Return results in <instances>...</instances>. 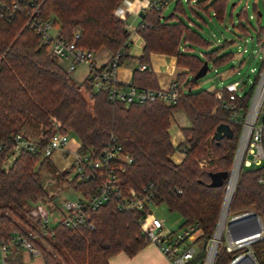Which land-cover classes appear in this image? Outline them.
I'll list each match as a JSON object with an SVG mask.
<instances>
[{
	"label": "trees",
	"instance_id": "trees-1",
	"mask_svg": "<svg viewBox=\"0 0 264 264\" xmlns=\"http://www.w3.org/2000/svg\"><path fill=\"white\" fill-rule=\"evenodd\" d=\"M40 15L51 18L58 25L57 37L96 54L105 50L110 60L118 58V68L129 60L130 33L126 25L114 16L122 0H40ZM190 9L204 11L223 20L228 0H187ZM181 0L167 18L163 11L149 8L135 29L143 41V51L132 73L131 85L156 91L159 89L150 69V55L159 54L176 58V67L185 70L175 78L177 102L168 105L154 99L144 105L110 103L106 91H95L93 78L82 83L70 78L57 60L47 54L39 37L25 27L26 14L20 10L13 19H0V143L10 137L25 135L26 130L38 132V144L44 146L55 133L73 134L80 144V154L99 157L111 138L122 148L131 162L119 172V190L125 194L130 189H146L153 196L154 205H165L169 212L177 213L182 226L197 224L194 242L207 243L216 229L226 192L227 180L210 187L220 173L229 174L236 155L241 129L230 123V111L223 101L215 97L216 91L198 88L200 80L193 78L202 65L219 68L234 58L230 51L233 42H224L216 50L201 57L192 54L190 45L208 48L200 34L183 22ZM264 4V0H263ZM212 16H210V14ZM260 16V14H258ZM229 19L240 36L252 29L260 41L264 28L259 22L250 24L246 13L237 15V24ZM239 36V37H240ZM139 67H143L142 70ZM105 68V65L101 67ZM253 86L236 102L227 95L224 100L235 110H246ZM183 112L190 128L182 130L184 142L173 147L170 142V119L175 112ZM227 124L232 138L219 143L212 141L215 129ZM182 153L184 160L176 165L171 156ZM7 155L0 151V237L6 239L12 232L25 237L39 252L43 264H109L119 254L134 257L149 241L139 228L143 214L117 210L115 197L94 212L89 219L90 230L79 227L67 230L60 223L49 236H41L30 225L26 208L47 200L43 190L41 171L47 165L56 182L65 181L47 160L22 153L8 171L2 169ZM264 166L241 168L229 213L252 212L264 224ZM219 183V181H218ZM72 188L83 194L95 193V183L73 184ZM32 220V219H31ZM36 222V221H35ZM34 222V224H35ZM22 226V227H21ZM25 229L36 236L30 239ZM259 264H264V241L253 245ZM226 254L216 256L214 264H228Z\"/></svg>",
	"mask_w": 264,
	"mask_h": 264
},
{
	"label": "built area",
	"instance_id": "built-area-1",
	"mask_svg": "<svg viewBox=\"0 0 264 264\" xmlns=\"http://www.w3.org/2000/svg\"><path fill=\"white\" fill-rule=\"evenodd\" d=\"M171 1L173 0H144L142 3H138L139 10L133 12L131 11L133 3L127 0L115 9L114 16L125 23L129 33L130 31L135 32L141 21L139 17L141 12L149 8L163 11ZM40 8V0H0V19L9 21L18 15L20 10H23L26 14L25 27L31 29L39 37L41 46L45 48L47 54L57 61L68 60V72L74 71L78 65L85 66L88 69V76L93 78L94 90L106 91L110 103L144 105L158 99L168 105L176 104L177 85L175 79L166 90L152 91L131 84L125 87L119 82L116 75L118 58L109 60L105 64V68L101 69L102 66H96L93 60L95 54L75 46V41L79 39V35L75 34L71 42L59 39L57 37L58 25L51 18H43L40 15ZM243 12L246 13V10ZM256 47L261 53V66L255 77L253 92L247 109L235 110L234 106L228 105L224 100V95L228 96L230 103L236 102L242 97L241 82L229 83L221 90L216 91L215 94L218 101H223V107L230 111L228 121L238 125L241 129L238 143L240 151H243L241 168L254 169L264 166V33L261 35L260 41H256ZM246 52L244 49L242 55ZM139 69L142 70L143 67ZM8 142L11 143V147L5 143H0V151L7 152L2 164L4 171H8L22 153H27L39 157L41 161L47 160L57 173L66 175L64 182H66L69 190L79 196L76 200L65 199V196H62L64 199L62 208L67 215L63 216L57 224L60 223L67 230H75L79 227L93 230L94 225L89 219V213L96 211L104 206L109 199L115 197L118 211L143 214V218L139 221L142 234L147 238L149 244L155 246L170 264H191L197 256L194 244H200V249L205 250L204 264H214L216 256L221 254H226L231 258L228 264H259L252 247L264 241L262 220L256 216L255 225L251 221H243L234 230L236 236L248 234L254 228L257 232L237 239H233L227 228L230 221L242 219L254 213L245 212L232 215L228 212L225 224L222 226L225 209L223 211L221 208L218 228L212 238L205 244L203 242L195 243L194 237L198 225L185 226L180 228L177 233L170 232L165 227L164 222L157 219L150 211L149 207L154 205L153 196L150 191H147V188L139 192L130 189L123 194L119 190L118 174L123 171V165L129 164L131 159L123 153L122 148L114 138L110 139L99 157L95 159L93 154L79 153V142L70 148L68 134L55 133L42 147L37 141L32 142L22 134L10 137ZM57 152L61 153L59 154L60 165L51 163ZM53 179L49 180L45 186L43 185L48 201H51L55 196L52 187H50V184L55 181ZM86 182L96 184L95 193L83 194L72 188L73 184ZM55 183L57 182L55 181ZM260 183L264 184V178L260 180ZM231 186L232 181L227 183L226 191L228 193ZM29 214L31 219L36 221L35 224L38 226L37 230L41 236H49L53 227H50L49 216L43 206L30 207ZM36 236L33 233L29 234L31 240L35 239ZM223 237H225L227 245H224ZM17 250H22L30 256H39V252L31 241L22 237L18 232H12L6 239L0 237V255L4 257Z\"/></svg>",
	"mask_w": 264,
	"mask_h": 264
},
{
	"label": "rangeland",
	"instance_id": "rangeland-1",
	"mask_svg": "<svg viewBox=\"0 0 264 264\" xmlns=\"http://www.w3.org/2000/svg\"><path fill=\"white\" fill-rule=\"evenodd\" d=\"M127 0H122L119 5ZM178 0H173L169 3L166 9L163 10V17L167 18L172 14L177 6ZM187 0H181V10L182 14L179 15L180 19L187 25L195 29L201 36V38L209 44L208 48H201L199 46L190 45L192 54L197 56H202L216 50L224 42H233L234 45L231 47L230 51L234 54L233 60L228 64L213 68L212 64L208 65V72L200 79L198 83V88L205 91H219L227 84L232 82H241L242 95L248 93L252 88L255 77L260 69L261 53L259 48L256 47V35L255 32L250 29L247 36H240L238 30L233 28L231 21L229 19L230 11H233L232 22L234 25L237 24V15L243 13L246 10V15L250 20L252 26H257L256 23L259 22L260 27L264 28V4L263 0H228L227 13L223 20H217L212 16V19L208 18V15L204 11L192 10L188 6ZM118 5V6H119ZM117 6V7H118ZM116 7V8H117ZM115 11V10H114ZM114 14V13H113ZM260 14V16H258ZM251 18V19H250ZM240 36V37H239ZM252 37V39H251ZM246 49V53L242 55L243 50ZM109 57V54L105 50H99L93 60H96L99 65L104 62ZM242 61V62H241ZM66 71L68 69V63L61 60L57 61ZM241 62V63H240ZM254 69V71H252ZM87 76V68L83 65H78L76 70L70 74V78L77 82L82 83ZM240 94V95H241ZM25 135L30 141L35 142L38 140V132L36 130H26ZM69 144L74 147L78 142L73 134H68ZM42 185H46L49 180H52V175L50 174L47 165L42 167L41 171ZM54 180V179H53ZM52 191L55 193L54 198L50 201L42 200L37 204H31V207L43 206L44 210L49 216L50 227H54L57 222L67 213L62 208L63 200L65 199L76 200L79 196L77 193L69 190L66 182L53 183L50 184ZM150 211L153 212L154 216L164 222L165 227L170 232H179L182 226V219L177 213H171L168 211L165 205H151ZM30 212V207L26 208ZM28 221L30 225L32 224L37 229V225L34 224V220H31V216L28 213ZM22 227V226H21ZM25 231L30 234V230L25 229ZM224 245H227L225 237H223ZM203 244H205L203 242ZM197 256L191 262V264H204L206 259V252L200 249V244H194ZM262 251H264L262 249ZM26 256L28 260L37 259L42 263L40 256H30L28 253L22 254Z\"/></svg>",
	"mask_w": 264,
	"mask_h": 264
},
{
	"label": "crops",
	"instance_id": "crops-1",
	"mask_svg": "<svg viewBox=\"0 0 264 264\" xmlns=\"http://www.w3.org/2000/svg\"><path fill=\"white\" fill-rule=\"evenodd\" d=\"M128 1L133 3L131 7V11L135 12L139 10L138 3H142L144 0H128ZM142 51H143L142 39L137 34H135L134 31L132 32L130 31L129 52H128V56L130 59L126 60L117 69L116 72L119 82L125 87L131 84L132 73L136 68H138V64L136 63L135 59L141 56ZM110 58L111 57L109 55V57L104 62H101L99 65L97 64L96 60H94V64H96V66L98 67H101L107 64ZM61 61L67 62L68 63L67 65H69L68 60H61ZM149 61H150V69L156 77L157 85L159 89L162 90L168 89L171 82L174 81L177 75L181 73H186L185 70L176 67V58L171 56L152 54L150 55ZM74 71L68 72L67 69L66 72L71 74ZM87 76H88V69H87ZM190 126H191L190 122L183 112L180 111L175 112L172 115V118L170 119V128L168 132H169L170 142L173 147H177L184 142L182 130L189 129ZM70 148L73 147L70 145ZM59 154L61 153L57 152L54 155L51 163L60 165L61 158ZM184 158H185L184 155L178 152L174 153L171 156L172 162L176 165L181 164ZM24 253L25 252L22 250H17L4 257L0 255V264H43V262L41 263L37 259L28 260L29 258L27 259L26 256L24 257L22 256V254ZM109 264H170V262L162 255V253L155 246L149 244L134 257L128 258L126 255L121 253L111 258L109 260Z\"/></svg>",
	"mask_w": 264,
	"mask_h": 264
},
{
	"label": "water",
	"instance_id": "water-1",
	"mask_svg": "<svg viewBox=\"0 0 264 264\" xmlns=\"http://www.w3.org/2000/svg\"><path fill=\"white\" fill-rule=\"evenodd\" d=\"M144 16L143 12L140 13L139 17L142 19ZM209 68L207 63L205 62L202 67L200 68V70L198 71V73L194 76V80L198 81L200 79H202L203 77H205V75L207 74ZM228 137V138H232V132L230 127L227 124H221L219 125L216 129L215 132L212 136V141L219 143L223 138ZM242 156H243V151H240L239 146L237 147V151H236V155L234 158V162H233V166L232 169L230 171L229 174L227 173H220L217 175L218 180H213L212 183L210 184V187H216L217 185H219L222 181H226L227 183H230L232 181V186H231V190L228 193L227 191L225 192V196H224V201H223V206L222 209L224 211V215H223V219H222V226L225 224L228 212H229V207L231 204V200H232V196L234 193V189L236 186V182L238 179V175L240 172V168H241V161H242ZM219 181V183H218ZM150 213V212H149ZM220 218V217H219ZM256 219V215L255 214H250L249 216L242 218V219H238V220H234V221H230L227 224V228L229 230V232L231 233L233 239H237V238H241V237H245V236H249V235H253L257 232V230L254 228L253 230H251V232H249L248 234H244V235H235L234 234V230L235 228L240 225L243 221H251L254 225L256 224L255 222ZM219 221V220H218ZM218 228V223L216 226V229L214 231V233L217 231Z\"/></svg>",
	"mask_w": 264,
	"mask_h": 264
},
{
	"label": "bare ground",
	"instance_id": "bare-ground-1",
	"mask_svg": "<svg viewBox=\"0 0 264 264\" xmlns=\"http://www.w3.org/2000/svg\"><path fill=\"white\" fill-rule=\"evenodd\" d=\"M217 236H218V232H217Z\"/></svg>",
	"mask_w": 264,
	"mask_h": 264
}]
</instances>
